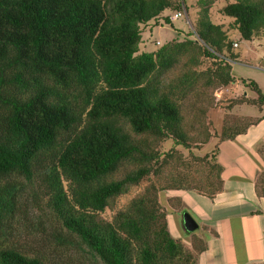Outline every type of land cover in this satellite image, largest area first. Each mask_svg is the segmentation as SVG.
<instances>
[{
  "label": "trees",
  "instance_id": "obj_1",
  "mask_svg": "<svg viewBox=\"0 0 264 264\" xmlns=\"http://www.w3.org/2000/svg\"><path fill=\"white\" fill-rule=\"evenodd\" d=\"M214 1L196 0L187 38L140 52L142 29L183 0H0V264H199L204 243L192 238L186 248L170 233L160 193L211 200L221 189L217 146L194 158L210 165L215 186L209 174L203 189L164 171L175 149L195 153L216 138L208 131L197 143L182 111L200 88L234 86L229 62L239 57L228 32L264 37V0L224 4L226 28L211 21ZM238 81L255 99L233 98L231 107H264L258 86ZM261 118L229 116L217 139ZM161 142L171 149L157 150ZM255 186L263 197L264 175ZM27 193L37 217L50 218L54 256L7 242Z\"/></svg>",
  "mask_w": 264,
  "mask_h": 264
},
{
  "label": "rangeland",
  "instance_id": "obj_2",
  "mask_svg": "<svg viewBox=\"0 0 264 264\" xmlns=\"http://www.w3.org/2000/svg\"><path fill=\"white\" fill-rule=\"evenodd\" d=\"M229 1L230 0H217L213 2V5L209 9V15L214 24H221L226 28L228 22L231 21L228 17L220 16L218 12L219 9ZM182 6L181 10H177L182 13L181 18L171 22L170 25H166L163 18H167L166 16L170 15L174 10L164 11L156 23H150V25L142 29L140 52L153 51L158 47L156 42L162 45L171 40L181 41L187 38V34L192 32L191 29L196 19V0H183ZM228 36L233 43L237 44V47L233 48V53L239 57L237 61L229 62L232 76L236 80L243 79L253 81L264 95V37L257 36L253 37L251 41H244L240 39L239 35L235 32H228ZM189 38L195 39L196 37L191 36ZM206 66H208V61L202 60L200 68L203 69ZM199 91L201 92V95L195 98L190 96L191 98H189L187 103L184 104L185 109H183L182 114L184 115L185 130L188 134L190 133L189 136L197 140V143L202 142L205 139V134V136L209 135L208 131L210 132V135L212 134L214 137L216 136V138H211L201 150L196 151L195 153H193L194 151H192V153H187L186 150L175 149L173 154L174 157L169 161L164 172L165 174L168 173L172 176L177 174H187V181L189 179L193 184H197L200 188L208 189L211 186L207 185L204 180L209 174L210 165L195 160H198V158L205 155L209 156L211 153L215 154L214 148L216 147V140L219 141L217 138L220 130L222 126H226V124L228 126L227 117H261L264 115V107L257 105L255 107H231L233 98L245 96L249 100L255 99V94L250 91L249 87L243 85L241 82L237 83L232 89L222 88L216 90L212 88H200ZM198 110H202L203 113H200ZM156 149L161 152L168 151L171 149V142L158 143ZM178 156H180L179 160H177ZM212 171L211 174L214 175L215 170ZM209 179L212 186H215V183L217 184L216 175L210 176L209 174ZM138 190L139 187L134 189L131 192V195ZM163 193L164 192L160 193V202L165 206L167 211H169L170 208L181 211L182 206L179 201L175 199H171L172 201L169 202L168 200L165 201ZM31 198L30 193H27L22 197L21 203L24 207L27 206L26 210L28 213H23L24 207L22 206V211L17 214L18 217L16 219L17 222L14 225L13 235L9 237L7 242L17 244L20 247L32 246L39 248V246H41L44 247L45 252L54 256L56 253V244L51 237V229L48 226L50 218L48 216H42L41 218L37 217L38 211L35 208L36 204L33 203ZM36 203L38 204L37 201ZM30 206H33V208L28 210ZM110 215L111 214L107 212L106 216L108 217ZM168 223L170 233L174 236H181V239H179L182 241L183 245L188 248L193 240L192 238L196 237L184 233L181 227H178V224L173 222L170 213ZM52 224L54 225V222H52Z\"/></svg>",
  "mask_w": 264,
  "mask_h": 264
},
{
  "label": "crops",
  "instance_id": "obj_3",
  "mask_svg": "<svg viewBox=\"0 0 264 264\" xmlns=\"http://www.w3.org/2000/svg\"><path fill=\"white\" fill-rule=\"evenodd\" d=\"M216 146L220 191L211 200L191 192L163 193L165 201L182 206L167 211V223L169 213L178 227L183 212L197 220L192 217L198 225L192 235L205 245L199 264H264V196L255 190L264 175V118L232 140H216Z\"/></svg>",
  "mask_w": 264,
  "mask_h": 264
},
{
  "label": "water",
  "instance_id": "obj_4",
  "mask_svg": "<svg viewBox=\"0 0 264 264\" xmlns=\"http://www.w3.org/2000/svg\"><path fill=\"white\" fill-rule=\"evenodd\" d=\"M180 219V225L183 232L193 233L197 230L198 225L188 212H183Z\"/></svg>",
  "mask_w": 264,
  "mask_h": 264
},
{
  "label": "built area",
  "instance_id": "obj_5",
  "mask_svg": "<svg viewBox=\"0 0 264 264\" xmlns=\"http://www.w3.org/2000/svg\"><path fill=\"white\" fill-rule=\"evenodd\" d=\"M181 16H182V13L181 12H179V11L178 12H174V13H171L168 16V20L170 22H174V21L178 20L179 18H181ZM156 45H159V43L156 42ZM232 46H233V48H236L237 47V44L236 43H233Z\"/></svg>",
  "mask_w": 264,
  "mask_h": 264
}]
</instances>
